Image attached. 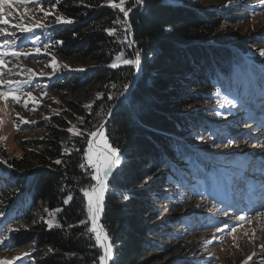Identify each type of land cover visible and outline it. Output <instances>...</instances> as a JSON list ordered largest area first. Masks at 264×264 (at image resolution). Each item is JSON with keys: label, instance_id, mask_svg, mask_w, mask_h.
Masks as SVG:
<instances>
[{"label": "trees", "instance_id": "obj_1", "mask_svg": "<svg viewBox=\"0 0 264 264\" xmlns=\"http://www.w3.org/2000/svg\"><path fill=\"white\" fill-rule=\"evenodd\" d=\"M210 1L219 2L143 0L134 9L129 21L135 49L140 52L141 75L131 88L136 68L122 64L109 67L121 53L124 58H134L133 48L124 41L122 26L112 23L117 15L122 18V13L108 7L107 0H60L55 11L50 4L56 0H41L44 10L52 13L43 22L52 27L36 29L31 35L40 36L42 45L48 44L52 55L70 67L51 81L49 89L79 94L83 100L96 98L92 100L91 115L80 100L67 102L64 115L52 118L54 124L47 127L44 139L27 142L33 150L9 161L7 169L4 167L10 183L1 194L8 196L4 202L16 201L21 210L17 240L24 244L28 240L32 248L22 264H92L98 256V249L90 246L94 240L77 239L84 231L82 226L67 228L84 218L78 212L82 196L78 189L87 182L90 170L78 167L85 145L66 129L72 125L89 128L98 122L95 113H106L109 108L111 115L104 117L105 135L120 149L123 161L109 179L101 218L114 245V260L109 264H182L173 253L177 248L174 243H181L174 232L176 223L161 219L154 204L173 175L169 164L175 167L186 163L187 158L176 157L177 151H186V144L194 145L203 124L204 116H198L194 105L213 104L220 89L213 80L229 78L230 65L240 59L226 38L229 26L238 24L244 15L248 17V13L240 16V12L249 4L216 8L206 6ZM126 7H132L131 0ZM20 9L16 5L10 11ZM30 10L34 19H43L42 12L29 6ZM56 15L70 18L73 23L56 25ZM23 22L31 20L25 16ZM111 27H117L118 32L110 37L104 29ZM124 84L129 85L126 91L130 90L125 98L120 95L126 92ZM97 93L101 94L99 99ZM109 95L114 99L109 100ZM201 110L207 112V117L208 112L213 113L205 106ZM77 117L91 124L81 125ZM65 147L81 151L61 156ZM197 148L208 150L203 144ZM56 159L65 163L56 165ZM68 195L74 199L64 205ZM45 208L51 212L62 209L56 213V220L63 228L46 227ZM167 254L169 260L164 259ZM188 259L185 261L190 264Z\"/></svg>", "mask_w": 264, "mask_h": 264}, {"label": "rangeland", "instance_id": "obj_2", "mask_svg": "<svg viewBox=\"0 0 264 264\" xmlns=\"http://www.w3.org/2000/svg\"><path fill=\"white\" fill-rule=\"evenodd\" d=\"M243 4L249 5L240 16L248 13V17L244 15L238 24L229 26L226 37L240 59L230 65L229 78L213 80L220 88L214 95V103L194 105L198 107V116H204L203 124L197 131L194 145L186 144V151H177L176 157L179 160L187 158L186 163L175 167L169 164V172L173 175L166 181L168 185L163 187L161 199L154 204L161 219L168 218L172 224L176 223L174 232L181 243H174L177 248L173 253L179 256L182 264H187L186 258L190 264H264V215H257L264 214V55H261L264 4L260 0H219L217 4L210 1L206 6L228 8ZM4 11L7 13L10 9ZM14 11L17 15L9 19L17 23L24 9ZM32 15L30 10L26 17ZM7 30L19 37L14 50L31 54L19 58L7 56L0 79L22 80L36 74L30 84L20 86L23 92H32L35 103L26 95H21L20 103L11 98L0 99V138H3L0 139V212L4 213L0 216V239L7 237L0 245V260L21 257L13 264H22L32 248L28 240L25 244L17 240L20 233L17 218L21 210L16 201L4 202L8 196L3 195V188L10 183L5 178L7 163L33 150L27 142L44 139L47 127L54 124L52 118L64 115L67 102L80 100L82 108L86 109L84 105L92 104L96 97L83 100L79 94L69 91H51L48 85L56 76L61 77L66 64L56 58L60 67L53 74L48 67L54 56L51 50H45L41 41L33 43L35 35L31 33L21 34L12 27ZM3 40L0 37V44ZM36 48L41 52L35 53ZM41 72L45 75H39ZM225 99L233 100L236 107H221ZM202 106L212 110V115L208 112L212 117H207L206 111L201 112ZM21 120L29 122L20 123ZM202 144L208 147L207 151L197 148ZM238 216H245L246 220H237ZM46 219H49L48 212L43 221ZM175 219L177 221H173ZM8 227L16 231L6 232ZM232 228L236 231L232 232ZM169 256L167 254L164 259L169 260Z\"/></svg>", "mask_w": 264, "mask_h": 264}, {"label": "snow or ice", "instance_id": "obj_3", "mask_svg": "<svg viewBox=\"0 0 264 264\" xmlns=\"http://www.w3.org/2000/svg\"><path fill=\"white\" fill-rule=\"evenodd\" d=\"M129 0H107V6L113 10H118L119 13H122V18L117 15L116 19L112 21L113 25H120L123 28V32L126 34L124 36V41L127 43L128 47H133L135 41L129 39V35L131 32V24L129 23V14L133 11L134 8H137L143 3V0H131L132 7H126V3ZM262 4H264V0H260ZM60 0H56L55 3H51L50 7L53 11L57 9ZM20 6L24 9V12L20 16V21L17 23H12L10 21V17L16 15L14 10L8 11L7 13L4 11L7 9H14V6ZM29 6L31 8H35L37 12L43 13L42 20H35L34 17H31V22L24 23V17L28 15ZM49 15H52L51 12L45 11L41 5V0H0V37H3V43L0 44V77H3L4 71L3 69L6 67L5 58L7 56H13L19 58L20 56H29L31 53L25 51L20 52L14 50L13 46L17 45L19 37L16 35L15 32H8V27H12L17 29L21 34L25 33H34L36 29H43L47 30L48 28L52 27L44 20L47 19ZM73 23V20L67 18L63 15H56L55 16V24H67ZM105 32L111 37L115 36L118 32L117 27H111L104 29ZM8 37H11L10 39ZM40 40V36H35L36 41ZM57 44L62 43L61 41H56ZM50 46L48 44L43 45V48L47 50ZM35 53H40L41 49L36 48L34 49ZM261 55H264V50L261 51ZM120 64L131 66L139 71L141 58L140 52L136 51L134 53V58H124V54L121 53L113 62L109 65L111 68H117ZM52 69L53 74L58 70L60 67L57 63L56 57L52 56L50 63L48 65ZM64 68H68L67 65H63ZM80 71H84V69H79ZM32 72V70H28ZM8 72L11 73V69H8ZM30 75L27 79H17V80H4L0 79V99L7 101L11 98L12 101L16 103H20L21 95H26L29 99H32L35 103V99L32 97V92H23L21 89V85H28L31 83L33 76ZM39 75H45L44 72L39 73ZM115 87V85H113ZM129 85L124 84L123 88L125 91L128 89ZM124 93L121 92L120 95ZM101 97L100 93H97V98ZM109 100L114 99L113 96H108ZM28 101H24L25 107H27ZM228 105L233 108L236 107V103L233 100L225 99L221 103V107ZM86 109H89V114L91 115V110L93 108L92 104L84 105ZM95 115L99 118L96 124H91L90 121L85 120L84 117H77L80 121L81 125L85 123L91 124L89 128H80L76 125H72L66 129L68 133L71 134L72 137L79 138L82 143L85 145L82 148V156H81V163L78 164L80 169H88L86 173L87 182L81 184L79 187V192L82 194L80 207L78 208V212L84 218L78 219L75 224H68V229L83 227L84 231L79 233L77 239L86 237L89 241H93L94 243L90 246L93 248L98 249L99 254L93 260L92 264H109L110 261L114 260V245L111 243V238L105 228V226L100 222L102 213L104 212V205H105V194L109 191V179L112 177L114 171H116L123 163L120 155V149L118 147H114L110 142L109 139L105 135V128H106V120L105 115H111V108L104 113L103 110L96 112ZM48 119V117H45ZM29 121L21 120L20 123H28ZM34 123V122H33ZM71 123V122H69ZM17 130H19V125H16ZM3 139V138H0ZM80 152L81 149L79 148H68L65 147L61 156H71L72 152ZM56 165H62L65 163L62 159H56L53 161ZM11 167V165H9ZM80 181H77V184H80ZM63 191V189H61ZM74 199L73 196L68 195L67 198L63 200L64 205H69L71 201ZM127 199V197H125ZM62 209L57 208L55 212H51L49 209L45 208V212H48L49 219L44 220V223L48 226L49 229H52L54 226L58 228H63V225L56 220V213L61 212ZM227 215V213H225ZM4 213L0 212V216H3ZM264 215L261 213L257 214ZM237 220H246L245 216H238L236 217ZM251 223V221H248ZM10 232L16 231V229H9ZM217 231H221V229H217ZM232 232H235L236 229L232 228ZM7 237L4 239H0V245H3ZM51 251V250H50ZM21 257H13L12 260H0V264H13V261L20 260Z\"/></svg>", "mask_w": 264, "mask_h": 264}, {"label": "water", "instance_id": "obj_4", "mask_svg": "<svg viewBox=\"0 0 264 264\" xmlns=\"http://www.w3.org/2000/svg\"><path fill=\"white\" fill-rule=\"evenodd\" d=\"M134 9H135V8H134ZM134 9H133V11H134ZM133 11L129 14V20H130V15L133 13ZM129 23H130V21H129ZM129 39H131V40L134 41V39H133V33H132V29H131V32H130V35H129ZM132 48H133L134 53H135V52H136L135 44H134V46H133ZM140 75H141V67L139 68V71H138V73H137L136 78L133 80V82H132V84H131V88L136 84V82H137L138 78L140 77ZM129 91H130V90H129ZM129 91H128V92H129ZM128 92L125 93V95H124L123 98H125V97L128 95ZM101 218H102V216H101ZM100 222H101V221H100Z\"/></svg>", "mask_w": 264, "mask_h": 264}]
</instances>
